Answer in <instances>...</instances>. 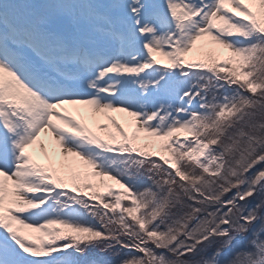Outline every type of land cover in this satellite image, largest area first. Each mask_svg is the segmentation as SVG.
Segmentation results:
<instances>
[{"label": "snow or ice", "instance_id": "snow-or-ice-1", "mask_svg": "<svg viewBox=\"0 0 264 264\" xmlns=\"http://www.w3.org/2000/svg\"><path fill=\"white\" fill-rule=\"evenodd\" d=\"M0 264H264V0H0Z\"/></svg>", "mask_w": 264, "mask_h": 264}, {"label": "rangeland", "instance_id": "rangeland-1", "mask_svg": "<svg viewBox=\"0 0 264 264\" xmlns=\"http://www.w3.org/2000/svg\"><path fill=\"white\" fill-rule=\"evenodd\" d=\"M197 43L199 44L200 42H197ZM187 58L188 59H191V60L199 59V57L196 56L195 53H189V54H187ZM158 59L163 60V58L162 57H159V56H158ZM67 107H68V111H69L70 114L76 115V109L75 108H73L72 106H67ZM80 111H90V109L81 108ZM108 115H111V116L115 117L116 120L118 122H120V123H124L125 120H130L131 119L130 117H127L125 114L116 113V112L109 113ZM100 119L102 120V122L107 123L109 125V128H111V123L106 119V117H101ZM93 130H95V129H93ZM125 130L128 131L129 133H131V131H132L130 128H126ZM97 134L98 135H101L102 137L105 136V134L104 133H101V132H98ZM141 135H143V134H141ZM179 135L182 138L183 135H184V133H180ZM41 140L44 143V149H45V151H48L49 150V138L46 137V136H44L42 134ZM159 143L160 142L157 141L155 147L150 148V149H145V151H153V152H156L157 153V155L151 157L152 159H159V156L160 155H165V156L169 155L166 151H164L163 149H161L159 147ZM29 151H32L35 154H37L38 157H39V159H40V162L41 163H44L45 162L44 159H43V155L44 154H43V152L40 151L39 145L33 146L32 148L29 149ZM67 159L69 161H72L73 159H76V158H73V157L69 156ZM81 164H82V162H81ZM100 179H101L100 177H95V178H93V182L94 183H97ZM104 179H105L106 184L112 185L113 188H119V185L115 184L114 181L107 180V178H104ZM69 187H71V185H69ZM101 190H105L106 191V189H101ZM82 191H87V190H83L82 189ZM93 203H95V202H93ZM53 227H58V226H53ZM30 231L31 230H29V229H22V232H24V233H30ZM62 231H67V230H62Z\"/></svg>", "mask_w": 264, "mask_h": 264}]
</instances>
